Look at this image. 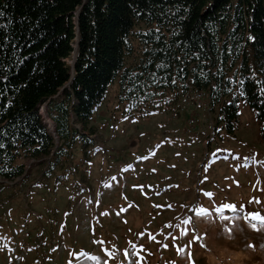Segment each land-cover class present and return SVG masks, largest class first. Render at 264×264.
<instances>
[{"label": "rangeland", "instance_id": "obj_1", "mask_svg": "<svg viewBox=\"0 0 264 264\" xmlns=\"http://www.w3.org/2000/svg\"><path fill=\"white\" fill-rule=\"evenodd\" d=\"M116 92L113 81L89 122L93 143H74L63 169L25 159L24 181L0 178V264H189V252L192 264H264V229L247 218L264 216V141L249 108L230 134L205 100L128 113ZM222 204L238 210L217 213ZM54 223L57 239L40 247L34 231Z\"/></svg>", "mask_w": 264, "mask_h": 264}, {"label": "trees", "instance_id": "obj_2", "mask_svg": "<svg viewBox=\"0 0 264 264\" xmlns=\"http://www.w3.org/2000/svg\"><path fill=\"white\" fill-rule=\"evenodd\" d=\"M113 81L128 113L205 91L230 134L246 106L264 141V0H0V178L24 181L28 158L63 169Z\"/></svg>", "mask_w": 264, "mask_h": 264}, {"label": "snow or ice", "instance_id": "obj_3", "mask_svg": "<svg viewBox=\"0 0 264 264\" xmlns=\"http://www.w3.org/2000/svg\"><path fill=\"white\" fill-rule=\"evenodd\" d=\"M261 163H264V162H261ZM204 195L211 197L213 194L212 193H204ZM255 202L259 203L260 201L257 200ZM250 203H251V201H250ZM225 209L230 210V211H237L238 210L235 205H232V204H222L221 206H219L218 208H216L215 211L217 213H222ZM196 215L197 216H200V217H206L208 215V210L201 209L199 212L196 213ZM247 218L250 221H254L250 225L254 230L264 229V216L260 215L259 213H249ZM220 219L227 221L230 218L227 217V216L220 215ZM189 223H190V219L189 220H184V224H189ZM257 224H259L260 229L257 228ZM186 234H187V231L181 233V235H186ZM173 239H175V238H173ZM200 239H202V237H200V236H193L192 240L189 241V247L191 246V244H192L193 241H197V240H200ZM249 246H251V245H249ZM177 252H178V254H181V253L184 252V249L183 248H178L177 249ZM187 255H188L189 264H192V254H191V252H189Z\"/></svg>", "mask_w": 264, "mask_h": 264}, {"label": "built area", "instance_id": "obj_4", "mask_svg": "<svg viewBox=\"0 0 264 264\" xmlns=\"http://www.w3.org/2000/svg\"><path fill=\"white\" fill-rule=\"evenodd\" d=\"M71 55H73V52H71ZM207 97V92L205 91H198L196 93H194L193 95V99L194 101L196 102L197 100L198 101H202V100H205V98ZM43 108V112H42V109ZM39 113L42 117V121L47 129V131L52 135L54 141H55V144L57 145V142H58V136L56 134V131H55V128H54V122L51 120V118H49V116L46 114L45 112V107L44 105H41L40 108H39ZM194 114H193V117L191 118V123H193L194 121ZM189 123V121H188ZM92 134V133H91ZM90 135V134H89ZM29 160H32L33 158H28ZM27 160V159H26ZM4 180H8V178H3ZM10 180V179H9ZM39 231V229L37 230V232ZM38 235V234H37ZM56 233L54 232V230H50L49 233H48V245H42L41 242H42V238L40 235H38V239H37V243L38 245H40V247L44 248L46 247V249L48 248V246L51 244L50 243V240L53 241L54 238L57 239V236L55 237ZM40 237V238H39ZM36 239V238H35Z\"/></svg>", "mask_w": 264, "mask_h": 264}]
</instances>
